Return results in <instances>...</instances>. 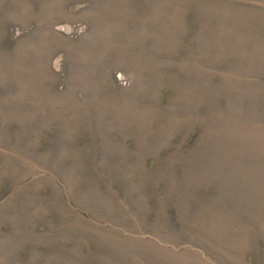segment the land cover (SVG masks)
I'll use <instances>...</instances> for the list:
<instances>
[{
  "label": "rangeland",
  "instance_id": "374dc122",
  "mask_svg": "<svg viewBox=\"0 0 264 264\" xmlns=\"http://www.w3.org/2000/svg\"><path fill=\"white\" fill-rule=\"evenodd\" d=\"M0 264H264V0H0Z\"/></svg>",
  "mask_w": 264,
  "mask_h": 264
}]
</instances>
